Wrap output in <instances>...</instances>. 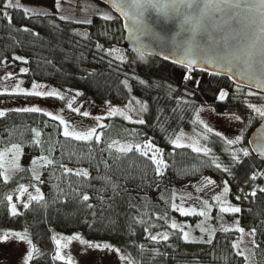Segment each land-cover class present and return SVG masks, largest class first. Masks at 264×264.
I'll return each mask as SVG.
<instances>
[{"label": "trees", "instance_id": "16d2710c", "mask_svg": "<svg viewBox=\"0 0 264 264\" xmlns=\"http://www.w3.org/2000/svg\"><path fill=\"white\" fill-rule=\"evenodd\" d=\"M18 1L20 5L4 8L8 0H0V67L22 66L26 87L46 83L79 101L124 105L137 99L144 106V123L110 116L100 128V141L94 137L76 140L65 137L63 126L42 112L4 111L0 148L17 143L30 154L52 156L54 165L86 168L90 176L47 170L45 183H40L24 168L6 183L0 175V234L8 230L27 234L35 246L31 264H68L55 258L58 233H79L87 240L108 243L135 264H244L238 229L217 227L227 224L225 218L214 219L216 229L203 243L183 239L181 230L170 225L168 204L157 198L161 191L151 160L111 146L115 138H134L162 150L165 186L204 173L223 181L229 204L240 209L234 215L239 227L254 231L256 264H264V162L247 143L263 117L254 109L264 105V93L236 85L227 76L187 69L155 56L124 51L120 59L113 51L122 48V20L98 0L82 1L101 6L111 19L95 14L85 24L60 17L55 7L58 0ZM24 7L45 8L48 13H28ZM221 94H226L223 101ZM202 105L241 117L246 125L242 141L228 143L212 134L205 139L207 155L172 146L173 134L181 128L190 131L193 113ZM245 151L248 156L243 155ZM26 186L38 187L43 199L31 201L13 215L9 198ZM85 195L91 197L87 202ZM164 231L167 240L155 239Z\"/></svg>", "mask_w": 264, "mask_h": 264}, {"label": "rangeland", "instance_id": "374dc122", "mask_svg": "<svg viewBox=\"0 0 264 264\" xmlns=\"http://www.w3.org/2000/svg\"><path fill=\"white\" fill-rule=\"evenodd\" d=\"M12 2L13 5H20L19 1L17 4V0H12ZM55 7L60 17L81 24L88 23L90 17L95 14L111 16L110 12L90 1L60 0ZM24 8L28 13H48L45 8ZM124 51L123 48L117 47L113 53L121 59L125 55ZM24 72L25 69L16 64L0 67V92L11 94L10 97L4 96L0 99V115L9 109L27 110L36 108L39 110L37 112H42L50 118L53 116L57 117L55 120L59 123L63 120L64 123L60 124L64 130L65 125L68 126L71 136H86L88 132L95 130L96 135L93 137L97 141H100L103 136L100 132L103 121L110 116H119L127 121L142 120L141 115L144 106L137 99H133L124 105H116L110 102L79 101L76 96L59 92L46 83H34L26 87L21 77ZM34 90L39 95L25 96L23 94H15ZM52 92L58 93L63 99H57L56 96L49 95ZM72 101H75V103L72 104L70 109L68 105ZM77 108H79L81 115L76 114L75 109ZM257 109H264V105L257 106ZM83 113H87V115L85 116ZM191 126L190 131L181 128L173 134L170 139L171 145L176 147V143L179 142L187 145V148L192 150L194 148L197 149L195 152L204 153L205 150L209 151L208 147H206L205 139L212 134L221 136L228 143H234L237 140L242 141L246 129L245 122L241 117L231 113H217L210 105H202L195 109ZM138 141L134 138H115L111 146L117 150L123 147H131L133 151L139 154L141 151L145 152V157H148L151 162L153 159L160 161L159 170L157 165L153 164L158 177V185H160L158 192L161 191V193H157V198L168 204L169 215L167 220L171 226L175 225L176 228L181 230L182 238L188 241H208L216 229L214 219L219 220L223 217L228 220L227 224L220 223L217 227L227 228L229 226L238 229L240 235L238 248L240 255L244 258V264H256L254 231L244 230L239 227L238 221L234 217L236 213L232 212V209L237 207L228 202L227 193H225L226 184L221 180L213 179L208 173H204L194 180L165 186L164 173L167 165L162 150L149 141ZM149 144H151V148L145 147ZM18 145L11 142L7 147L0 148V175H2L4 181L5 177L9 180L18 169L24 168L31 172L34 182L37 180L40 183H45L44 178L48 174L47 170L51 173L59 172L61 174L84 172L87 173V177L90 176L89 170L86 168L54 165L51 163L53 160L52 156L40 153L30 154L18 147ZM33 161H39V163L34 164ZM65 176L67 180L70 178V175ZM24 188H27L28 191L21 194V190ZM21 190L9 199L11 212L13 205L16 206V212H21L33 201L32 197L41 196L40 189L35 186H26L21 188ZM216 197L220 199L217 201ZM174 207L177 211H173ZM181 209L185 212H204L205 215L182 216L180 214ZM220 209H224V211H220ZM4 233L15 234L17 239L11 240L7 245H0V264H31V261H28V257L30 255L34 256L35 251L33 249H35V246L30 238L26 235L25 240H20L19 237L24 236L25 233L18 230H8ZM4 233L0 234V239L3 238ZM76 236H79L80 240L73 239ZM165 236H168V233L164 231L154 237L156 239L164 238ZM69 240H71V243L68 242ZM54 243L56 245L55 257L59 253L63 259L58 260L68 264H135L128 255L116 247L104 242L87 240L79 233L55 234ZM58 244L60 247H57ZM90 245H98L99 247H90Z\"/></svg>", "mask_w": 264, "mask_h": 264}, {"label": "snow or ice", "instance_id": "6c2138e0", "mask_svg": "<svg viewBox=\"0 0 264 264\" xmlns=\"http://www.w3.org/2000/svg\"><path fill=\"white\" fill-rule=\"evenodd\" d=\"M59 2V0H58ZM114 6L117 11H121L122 15L127 17V13L123 11L125 6V0H113ZM18 4V0H17ZM132 4L140 10V15L149 9H154L158 13L163 15H168V12L179 14L183 17V23L188 25L192 33L193 38L198 35L204 34L207 40V43L213 53L212 59L205 58L204 63H209L214 61V66L217 67L218 71L232 72L235 70L237 74H240L241 79L244 78V73L255 74L256 67L258 66L262 73H264V0H132ZM4 8H13L12 0H8L5 3ZM183 10V11H182ZM27 12V10H24ZM39 15V13H36ZM101 19L109 20L111 17L103 16ZM138 22V21H137ZM243 29V32L240 30ZM231 30V32L229 31ZM237 34L239 38H237ZM226 37H229L226 41ZM254 37V38H253ZM218 45L219 47H213ZM111 54V53H109ZM207 55V53H206ZM195 61L189 57L185 58V66L190 67ZM23 63H28V61H23ZM241 67L243 72H241ZM188 79H191L189 76ZM259 86V84L257 85ZM5 93L0 92V95ZM16 95L23 94L25 96H36L39 95L37 91L29 92H17ZM49 95L56 96L57 99H63L58 93L52 92ZM76 95H81L77 93ZM249 96H252L253 93L249 92ZM226 94H221V101L225 99ZM75 101L69 103L68 107L71 109L72 104ZM259 112L261 116H264V109H254ZM26 111L36 112L39 111L36 108L27 109ZM77 115H81L79 108L75 109ZM87 115V113H83ZM52 119H57L53 116ZM130 123L138 122L143 124V120L139 121H129ZM61 124L64 123L63 120L60 121ZM104 127V125H101ZM209 131H211L209 129ZM65 137H69L70 133L68 131V126L65 125V130L63 132ZM96 135L95 130L88 132L86 136H77L72 135V139L76 140H88ZM36 136L39 137L40 133L37 132ZM241 141L237 140L234 143L239 144ZM177 148L187 147V145L181 144L179 142L175 145ZM145 147L151 148V144L146 145ZM197 149H193L196 151ZM121 152H132L131 147H123L118 149ZM139 151V149H137ZM158 151V150H153ZM207 150H205V155H207ZM141 156H146L145 152H140ZM162 155V154H161ZM244 156H248L249 153L245 151ZM43 159V158H42ZM34 164L39 163V161H33ZM153 164H156L158 170L160 169V161L153 159ZM219 167V165H217ZM72 175H82L87 177V173H72ZM252 179H257V177H252ZM5 182H8L7 177H5ZM27 188L21 190V194L26 193ZM199 191V189H198ZM227 188H225V193H227ZM264 192V189H261ZM252 196H255L256 193H251ZM10 199V198H9ZM33 200H42L43 197H32ZM91 197L85 195L83 201L87 202ZM217 201L219 197L215 198ZM207 206V205H206ZM27 207V206H26ZM91 207V205H89ZM16 206H12L13 215H17ZM173 211H177L174 207ZM224 211V209H220ZM233 213L240 212L239 208H233ZM182 216L187 215H198L204 216V212H185L182 209L180 210ZM175 227V225H172ZM26 235L19 237L20 240H25ZM17 239L15 234L4 233L3 238L0 239V245H7L11 240ZM75 240H80L79 236L74 237ZM165 240L168 239L167 236L164 237ZM30 242V241H29ZM71 243V240L68 241ZM203 243V241H197ZM83 243V241H81ZM57 247H60L58 244ZM90 247H99L98 245H90ZM106 247V246H105ZM35 251V249H33ZM113 251H115L113 249ZM56 259H63L59 253H57ZM32 260V256L28 257V261Z\"/></svg>", "mask_w": 264, "mask_h": 264}, {"label": "water", "instance_id": "95a60500", "mask_svg": "<svg viewBox=\"0 0 264 264\" xmlns=\"http://www.w3.org/2000/svg\"><path fill=\"white\" fill-rule=\"evenodd\" d=\"M98 1L121 18L124 32L122 48L126 52L155 56L187 69L227 76L236 85L264 93V73L258 66L255 74L244 73V78L241 79L240 74L235 70L218 71L214 61L204 63L205 58L212 59L213 56L205 35L201 34L193 38L189 26L183 23V17L179 14L169 11L166 16L149 9L141 16L140 10L132 4V0H125L123 11L127 13L128 18H126L121 11H117L113 0ZM240 31L243 32V29ZM228 38L226 37V41ZM237 38H239L238 34ZM186 57L195 61L190 67L185 66ZM241 72H243L242 67ZM247 143L253 155L264 162V116L249 134Z\"/></svg>", "mask_w": 264, "mask_h": 264}]
</instances>
